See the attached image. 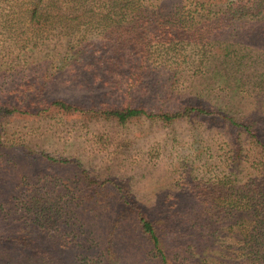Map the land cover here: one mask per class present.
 Here are the masks:
<instances>
[{
    "label": "rangeland",
    "instance_id": "1",
    "mask_svg": "<svg viewBox=\"0 0 264 264\" xmlns=\"http://www.w3.org/2000/svg\"><path fill=\"white\" fill-rule=\"evenodd\" d=\"M154 1L166 9L185 5L184 0ZM147 19V25L118 31L92 24L84 31L79 59L64 68L56 59L49 64L46 55L54 47L61 52L62 41L26 52L30 45L22 19L0 28V103L16 108L0 117V264L44 262L49 252V264H72L79 251L71 243L53 257L46 242L55 238L53 231L36 227L31 213L21 217L15 206L31 193L47 203L67 199L75 211L67 232L78 226L79 236L113 243V264H160L123 201H134L161 231L166 264L241 262L234 235L212 226L201 237L203 222L198 219L192 228L186 212L197 209L195 187L208 189L227 175L236 184L252 185L249 179L264 158L241 133L203 117L169 125L140 117L119 124L49 106L63 100L83 109L130 106L156 113L198 104L236 120H256L264 141L263 25L222 29L209 42L206 36L198 39L202 29L196 24L195 35L188 37L191 30L183 35L188 39H173L180 49L168 54L170 68L163 69L146 60L165 34L155 18ZM120 40L138 44L139 51L125 49L117 57L109 48ZM107 57L118 63L105 65ZM89 182L94 185L85 187ZM20 238L33 239V251L17 246Z\"/></svg>",
    "mask_w": 264,
    "mask_h": 264
},
{
    "label": "trees",
    "instance_id": "2",
    "mask_svg": "<svg viewBox=\"0 0 264 264\" xmlns=\"http://www.w3.org/2000/svg\"><path fill=\"white\" fill-rule=\"evenodd\" d=\"M184 2L183 6L176 5L166 9L162 2L156 3L154 0H0V14L4 13L3 17L0 15V28L11 26L16 19L17 21L22 19V24L26 27V43L30 45L26 46V52L38 51V45L49 43L52 40L62 41L61 52L56 51L54 47L53 51L46 55L50 60L49 64L56 59L55 61L62 62L64 68L68 66L67 63L74 64L79 59L86 44L87 37L84 31L88 30L92 24L96 23L100 30L107 28V31L108 29L118 31L119 29H132L138 24L147 25L149 22L147 18L151 16L158 21V29H164L162 33L165 34L161 43L156 45V49L148 53L146 60L163 69L170 68L168 54L180 49L177 44L172 43L173 39H188L195 35L198 31L196 24L199 29H202L198 39L203 41L206 36L209 42L216 37L219 30L229 27L228 32H234L235 27L241 25L254 28V25L261 24L263 25L261 29L264 30V0H184ZM186 5H188L187 8ZM127 16H129L128 19H126ZM191 30L193 31L188 37L183 36ZM230 36L233 35L230 34ZM138 46V44L128 45L126 42L124 44L123 40H120L111 45L109 49L119 57L125 49L138 52ZM146 48L147 43L143 44L141 49L144 56L147 53ZM161 51L163 56L158 54ZM150 57L152 59H149ZM104 61L105 65L109 66L118 63V59L110 57L105 58ZM175 73H177V68H173L172 77ZM49 106L61 113L77 112L88 117L90 115L99 116L104 119H113L119 124L140 117L156 119L166 125L182 118L203 117L222 123L224 129L237 130L264 158V141L257 129L256 120H236L219 109L207 110L198 104L196 106L186 104L175 111L156 113L130 106L95 110L83 109L63 100L51 101ZM15 109L8 103H0V117L13 113ZM39 156L41 159L49 160L43 154ZM257 165L254 175L249 179L252 185L236 184L230 175H227L214 180L208 189L195 187L197 194L194 205L197 209L193 207L186 210L187 221L192 228L198 219L203 222L198 225L201 229L199 236L206 237L211 232L212 226L222 228L226 234L235 236L239 244L238 260H241L239 264H264V181H262L264 164L261 169ZM90 185L94 183H86L85 187L89 188ZM67 204L69 201L67 199L62 201L60 197L52 203H47L31 193L26 196V201H20L15 206L21 217H27V212H30L28 216H31L36 227L39 224L44 227L43 229L53 231L50 236H55V238L46 239L47 244L50 245L49 251L50 249L53 251V257L59 256L61 247L73 243L79 251L73 257L72 264H113L114 259L111 255V250L114 249L113 243L103 238L99 242L97 240L93 242L92 238L89 240L85 236H79L76 230L78 226L74 227L75 229L70 226L71 234L67 232V222L75 221V211L72 206H66ZM123 206L132 216L138 232L158 255L159 263L166 264L162 250L161 231L154 225L153 220L149 219L134 201H123ZM97 243L99 245H96ZM16 244L21 248H26V251H33L34 240L20 238ZM49 261H51L50 252L44 262H31L26 259V264H49Z\"/></svg>",
    "mask_w": 264,
    "mask_h": 264
}]
</instances>
